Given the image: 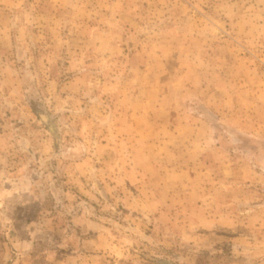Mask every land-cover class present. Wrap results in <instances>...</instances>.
Masks as SVG:
<instances>
[{
  "label": "rangeland",
  "instance_id": "rangeland-1",
  "mask_svg": "<svg viewBox=\"0 0 264 264\" xmlns=\"http://www.w3.org/2000/svg\"><path fill=\"white\" fill-rule=\"evenodd\" d=\"M264 264V0H0V264Z\"/></svg>",
  "mask_w": 264,
  "mask_h": 264
},
{
  "label": "trees",
  "instance_id": "trees-1",
  "mask_svg": "<svg viewBox=\"0 0 264 264\" xmlns=\"http://www.w3.org/2000/svg\"><path fill=\"white\" fill-rule=\"evenodd\" d=\"M152 258L156 261L162 262V264H168L169 260L164 259L163 257H158V256H152Z\"/></svg>",
  "mask_w": 264,
  "mask_h": 264
}]
</instances>
